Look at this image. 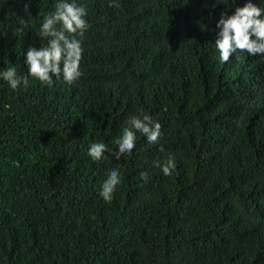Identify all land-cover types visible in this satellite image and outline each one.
Returning a JSON list of instances; mask_svg holds the SVG:
<instances>
[{
  "label": "trees",
  "instance_id": "16d2710c",
  "mask_svg": "<svg viewBox=\"0 0 264 264\" xmlns=\"http://www.w3.org/2000/svg\"><path fill=\"white\" fill-rule=\"evenodd\" d=\"M57 2L0 0V72L29 79L12 90L0 76V264H264V54L224 63L215 47L221 15L249 0H76L82 76L49 87L25 60ZM141 113L159 142L137 132L117 160ZM167 154L170 176L154 166Z\"/></svg>",
  "mask_w": 264,
  "mask_h": 264
},
{
  "label": "clouds",
  "instance_id": "9594fccd",
  "mask_svg": "<svg viewBox=\"0 0 264 264\" xmlns=\"http://www.w3.org/2000/svg\"><path fill=\"white\" fill-rule=\"evenodd\" d=\"M110 6L119 7L118 3ZM41 15V13H39ZM43 22L39 37L47 40L46 46L29 47L25 63L32 78L39 80L49 87L53 85V77L72 85L82 76L80 62L83 55L81 39L88 30L86 20L87 9L78 5L76 0H58L54 4V11L42 14ZM219 32L215 40V47L219 52L221 62H228L237 51L247 52L251 56L264 54V8L251 2L243 7H236L234 14H222L217 23ZM3 80L12 90L18 89L22 84L26 88L29 79L18 74L15 66L7 67L0 72ZM142 133L149 143H158L162 135L161 125L154 123L151 116L141 113L132 116L127 121V126L122 129V134L114 143L118 152L114 153L118 160L124 154L131 155L136 143V133ZM109 151L105 143H92L88 155L94 161H100L104 153ZM163 152V147L160 148ZM154 166L160 168L165 176L172 175L177 168L175 157L167 154L161 161H154ZM141 179H147V173H141ZM121 182L119 170L114 168L108 173L106 181L102 184L100 196L106 202L113 199V194Z\"/></svg>",
  "mask_w": 264,
  "mask_h": 264
}]
</instances>
